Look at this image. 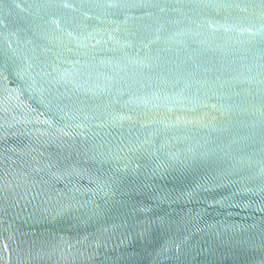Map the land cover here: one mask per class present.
Masks as SVG:
<instances>
[{
  "label": "water",
  "instance_id": "obj_1",
  "mask_svg": "<svg viewBox=\"0 0 264 264\" xmlns=\"http://www.w3.org/2000/svg\"><path fill=\"white\" fill-rule=\"evenodd\" d=\"M0 264H264V0H0Z\"/></svg>",
  "mask_w": 264,
  "mask_h": 264
}]
</instances>
